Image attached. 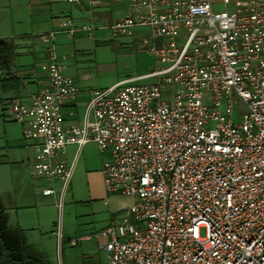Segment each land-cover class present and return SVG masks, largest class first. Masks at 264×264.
Masks as SVG:
<instances>
[{
	"label": "built area",
	"instance_id": "2783aa9c",
	"mask_svg": "<svg viewBox=\"0 0 264 264\" xmlns=\"http://www.w3.org/2000/svg\"><path fill=\"white\" fill-rule=\"evenodd\" d=\"M127 7L108 29L132 36L146 28L135 51L151 53L157 66L90 92L81 124L63 119L79 87L63 74L55 41L60 32L71 38L93 29L64 18L37 36L46 84L27 103L8 102L23 140L37 142L31 174L60 178V207L75 164L67 147L79 152L93 141L109 154L104 189L132 202L121 219L78 238L104 239L105 259L96 264H264V0H127ZM238 100L247 112L234 123Z\"/></svg>",
	"mask_w": 264,
	"mask_h": 264
},
{
	"label": "rangeland",
	"instance_id": "374dc122",
	"mask_svg": "<svg viewBox=\"0 0 264 264\" xmlns=\"http://www.w3.org/2000/svg\"><path fill=\"white\" fill-rule=\"evenodd\" d=\"M31 1L0 0V39L11 38L16 45L12 71L34 69L39 72L40 56L45 53V46L36 33L44 31L48 25L33 14ZM225 8L230 10V6L213 5L215 11ZM125 15L126 11L122 10L117 18ZM73 23L81 27L77 21ZM84 25L93 29L91 36L78 31L70 38L60 32L55 41L56 55L64 74L73 78L81 89L77 99L79 116L93 90L147 74L157 66L151 53L135 51L136 39L148 35L146 28L135 29L132 36H112L108 26L98 29L89 21ZM162 88L163 91L172 89L170 85ZM12 93L0 88V235L11 256L18 262L16 264H80L85 253H89L90 261L105 259V252L96 247V243L104 239L76 240V246L70 245L67 239L94 233L106 223L121 219L132 198L105 191L101 165L106 153L100 152L93 141L81 147L60 207L55 205L60 199V178L47 180L26 176V182H18V175L24 174L18 162L25 158L27 151L21 146V124L9 117L8 98ZM162 99L171 104V92H163ZM246 112L245 104L238 100L233 106L232 121L239 123ZM74 150L73 146L68 147V155ZM40 186L52 188L55 194L39 195ZM19 193L20 199L16 201L14 198ZM199 234L204 236V228H200Z\"/></svg>",
	"mask_w": 264,
	"mask_h": 264
},
{
	"label": "crops",
	"instance_id": "0c3cea01",
	"mask_svg": "<svg viewBox=\"0 0 264 264\" xmlns=\"http://www.w3.org/2000/svg\"><path fill=\"white\" fill-rule=\"evenodd\" d=\"M31 4L35 10L33 11V14L37 17V19L41 21V23L48 25L47 29H45L42 32L36 33L37 34L36 37L40 34L54 30V28H56L57 26L58 21L64 18H69L73 20V22L77 21L78 24L81 26L84 25V22L89 21L90 23L94 24V26L97 27L98 29H102L104 28V26H109L115 20L122 18V17L117 18V14H119L122 10L126 11V15L128 14L127 0H80L78 3L73 4L74 6L68 3L67 0H32ZM44 61H46L45 53H41V56H40L41 64L45 63ZM11 72L19 79V88L17 91H10L13 93H12V96L8 98V100H19V101L27 103L29 102L31 95L36 92H39L40 89L46 84L45 76L34 69L19 70V71L17 70L14 71L13 69V71L11 70ZM62 72L64 74V68H62ZM80 95H81V89L79 88V93L75 97L74 101L68 103L62 110L63 119L65 123L67 124L68 123H77V124L82 123L83 115H84L85 108L89 100L90 94L88 96V99L86 100L84 111L82 115L79 116L77 113V110H78L77 99L80 97ZM21 137H22V134H21ZM35 143L37 142L31 141V140H23V143L21 144V146L25 147L27 153H26L25 158L19 160L18 162L19 167H22L23 172H24L23 175L22 174L21 176L18 175L19 178L17 180L20 183L24 180L26 182V176H29L32 179L36 178L35 176L31 174V165L37 154V149L34 146ZM70 146H73L75 150L71 156L68 155L67 150H66L65 158L68 164H71L74 158H75V163H76L78 154L80 152V151L79 152L77 151V147L75 145H69L68 147ZM108 159H109V154L106 153L105 161ZM32 186L33 188L34 186H36L34 182ZM45 187L43 186L39 187L40 188L38 190L39 195L43 196L41 194V190ZM20 195L21 193L15 196L14 199L16 201L17 200L19 201ZM113 195H120V194H113ZM43 197H47V196H43ZM124 212H126V208L124 209ZM0 214H1V210H0ZM109 223H106L103 227H105ZM81 236L83 235H80L79 237ZM78 238L76 239L68 238L67 241L69 242L70 245L76 246L77 244L76 240H78ZM86 241H89V240H83L81 242H86ZM99 245L100 244L97 242L96 243L97 249H99ZM99 251L104 252L100 249ZM100 261L102 260L98 259L97 261H90L89 253H85L82 256V261L80 264H96ZM68 264H72V263H68Z\"/></svg>",
	"mask_w": 264,
	"mask_h": 264
},
{
	"label": "trees",
	"instance_id": "16d2710c",
	"mask_svg": "<svg viewBox=\"0 0 264 264\" xmlns=\"http://www.w3.org/2000/svg\"><path fill=\"white\" fill-rule=\"evenodd\" d=\"M16 54V45L11 38L0 39V88L3 91H17L19 79L11 72L12 60ZM10 251L0 236V264H13Z\"/></svg>",
	"mask_w": 264,
	"mask_h": 264
},
{
	"label": "flooded vegetation",
	"instance_id": "af4514ba",
	"mask_svg": "<svg viewBox=\"0 0 264 264\" xmlns=\"http://www.w3.org/2000/svg\"><path fill=\"white\" fill-rule=\"evenodd\" d=\"M1 236V235H0ZM2 238V237H1ZM2 241H3V239H2ZM3 243H4V241H3ZM4 245H5V243H4ZM5 247H6V245H5ZM7 248V247H6ZM10 251V250H9ZM10 256H11V252H10ZM12 257V256H11ZM12 259L14 260V263L13 264H16V263H18V262H16V260L12 257Z\"/></svg>",
	"mask_w": 264,
	"mask_h": 264
}]
</instances>
